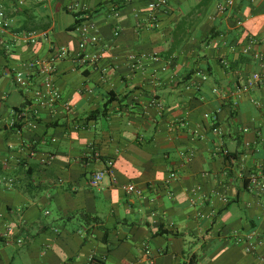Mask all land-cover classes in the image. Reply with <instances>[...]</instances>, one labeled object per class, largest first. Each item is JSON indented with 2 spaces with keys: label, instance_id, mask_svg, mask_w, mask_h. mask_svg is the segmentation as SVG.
<instances>
[{
  "label": "crops",
  "instance_id": "obj_1",
  "mask_svg": "<svg viewBox=\"0 0 264 264\" xmlns=\"http://www.w3.org/2000/svg\"><path fill=\"white\" fill-rule=\"evenodd\" d=\"M150 2L0 0V227L13 230L0 264H264V192L248 179L264 163V0H234L227 13L225 0H169L154 27ZM87 11L96 66L73 57L80 35L69 28ZM61 50L63 103L32 111L35 130L13 125L35 109L16 72ZM250 235L254 253L239 242Z\"/></svg>",
  "mask_w": 264,
  "mask_h": 264
},
{
  "label": "built area",
  "instance_id": "obj_2",
  "mask_svg": "<svg viewBox=\"0 0 264 264\" xmlns=\"http://www.w3.org/2000/svg\"><path fill=\"white\" fill-rule=\"evenodd\" d=\"M53 0H37L40 4H46L52 2ZM234 0H225L218 6V11L221 13H227L229 10L234 8ZM169 6V0H152L148 5V21L150 26L154 27L157 22V12L166 10ZM111 16L118 18L120 12L118 8L113 7L111 11ZM9 27V20L7 18V9L4 6H0V34L3 33ZM80 35L79 51L74 54L73 57L79 59L83 65L90 64L96 66L101 60V38L97 33V28L94 24H83L78 29ZM119 33L115 32V36H118ZM39 35L37 33H30L27 35L26 40L30 44H35L39 40ZM254 44V41L251 42ZM0 44L7 47L4 39H1ZM92 49L94 52H90L89 49ZM245 53H248L249 50H245ZM69 51L61 50L54 52L52 56L47 60H37L29 64V73L24 71H17L15 75V81L19 88L25 92L33 91L32 106L35 109H31L30 106L26 107L24 110H21L15 113V121L13 125L22 124L32 130L37 128L38 122L35 115H32V111L36 112L37 109H47L51 112H54L59 105L63 103V98L61 92L57 88L54 80V75L56 71V64L63 60V58L69 55ZM256 57L260 60L262 66L264 67V56L257 54ZM37 73L40 76V85H38L34 80V73ZM263 80V77L256 74L253 76V79L250 80L247 85L244 87L242 92H248L252 90L255 86L259 85ZM36 84V85H35ZM1 94V92H0ZM215 132H218V129H215ZM225 155H228L227 151H224ZM112 162H108V168H112ZM109 170L99 171L94 174L90 181V185L93 188L100 189L102 188L103 182ZM176 178V174L172 173L170 179L173 180ZM250 181L249 187L253 192L259 193L264 192V163L259 168L257 172H254L248 177ZM10 186L13 185V181H8ZM128 194L137 193L139 196H142V192L137 190L134 185H127L123 188ZM13 234V230L10 225L6 224L0 227V237L4 239H9ZM256 237L254 235L247 236L243 240H239L245 244V251L247 253H254L256 251ZM18 244H23L25 241L31 242L32 240L27 238H19L16 240Z\"/></svg>",
  "mask_w": 264,
  "mask_h": 264
},
{
  "label": "trees",
  "instance_id": "obj_3",
  "mask_svg": "<svg viewBox=\"0 0 264 264\" xmlns=\"http://www.w3.org/2000/svg\"><path fill=\"white\" fill-rule=\"evenodd\" d=\"M20 0H12V2H14V3H17V2H19ZM5 7V6H4ZM6 8V7H5ZM84 15H88L87 17H85ZM91 14L87 11V12H85V13H77L75 16H76V22H75V24L73 25V26H71L70 28H69V31H76L80 26H82L83 25V23L85 22V21H87L88 19H90L91 18V16H90ZM82 16H84V17H82ZM109 103V102H108ZM20 111V110H19ZM104 112L105 111H103V112H101V113H95V114H93L94 116H99V115H104ZM83 217L85 218V219H90L91 218V216H89L88 214H83ZM95 219V221H96V219L97 218H94Z\"/></svg>",
  "mask_w": 264,
  "mask_h": 264
},
{
  "label": "rangeland",
  "instance_id": "obj_4",
  "mask_svg": "<svg viewBox=\"0 0 264 264\" xmlns=\"http://www.w3.org/2000/svg\"><path fill=\"white\" fill-rule=\"evenodd\" d=\"M9 13L8 9H7V14Z\"/></svg>",
  "mask_w": 264,
  "mask_h": 264
}]
</instances>
